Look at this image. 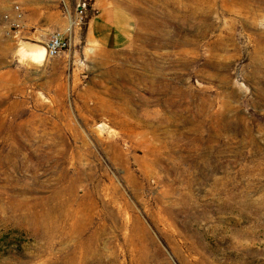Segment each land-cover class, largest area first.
<instances>
[{
  "label": "rangeland",
  "instance_id": "1",
  "mask_svg": "<svg viewBox=\"0 0 264 264\" xmlns=\"http://www.w3.org/2000/svg\"><path fill=\"white\" fill-rule=\"evenodd\" d=\"M119 1L113 54L0 0V264H264V2Z\"/></svg>",
  "mask_w": 264,
  "mask_h": 264
},
{
  "label": "crops",
  "instance_id": "2",
  "mask_svg": "<svg viewBox=\"0 0 264 264\" xmlns=\"http://www.w3.org/2000/svg\"><path fill=\"white\" fill-rule=\"evenodd\" d=\"M85 26V38L104 52L118 53L132 41L135 19L119 0H94Z\"/></svg>",
  "mask_w": 264,
  "mask_h": 264
},
{
  "label": "built area",
  "instance_id": "3",
  "mask_svg": "<svg viewBox=\"0 0 264 264\" xmlns=\"http://www.w3.org/2000/svg\"><path fill=\"white\" fill-rule=\"evenodd\" d=\"M94 0H74V16L69 20L71 25L68 31L75 28H81L87 23L89 12L93 10ZM8 19V16H5ZM22 19V12L19 7L13 8V21L18 22ZM14 25V24H13ZM67 46V42L60 35L51 38L46 47L47 57L53 58L58 56Z\"/></svg>",
  "mask_w": 264,
  "mask_h": 264
},
{
  "label": "bare ground",
  "instance_id": "4",
  "mask_svg": "<svg viewBox=\"0 0 264 264\" xmlns=\"http://www.w3.org/2000/svg\"><path fill=\"white\" fill-rule=\"evenodd\" d=\"M258 1L264 2V0H258ZM69 25H71V23H69ZM25 56L27 58L29 57L27 62H29L30 64L37 66L42 65L47 60L46 47L41 45H31V52L29 53L25 52Z\"/></svg>",
  "mask_w": 264,
  "mask_h": 264
}]
</instances>
